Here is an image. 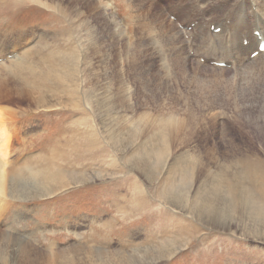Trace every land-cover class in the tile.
I'll list each match as a JSON object with an SVG mask.
<instances>
[{"label":"rangeland","instance_id":"374dc122","mask_svg":"<svg viewBox=\"0 0 264 264\" xmlns=\"http://www.w3.org/2000/svg\"><path fill=\"white\" fill-rule=\"evenodd\" d=\"M152 1L0 0V114L12 120L10 127L6 125L9 131L0 123V137L10 140L2 143L8 154L0 156V166L21 180L29 179V171L52 180L58 173L87 179L68 182L51 197L21 201L0 196V233L26 239L42 253L78 245L145 251L167 242L176 250L160 264H264L262 73L245 74L237 88L222 81L181 85L174 96L187 101L188 112L187 106L174 111L187 125L173 149L159 133H144V147L130 145L133 132H127V126L118 133L109 128L116 125L115 111L107 118L97 112L99 95L113 99L133 72L143 73L150 65L159 68L157 30L148 36L137 30L141 24H158L153 19L156 8L149 6ZM239 1L171 0L189 6L197 23L221 16L217 9L224 3ZM119 28L131 50L142 41L136 59L141 67L135 71L130 69L124 39L117 37ZM67 54L75 55L81 69L68 81L65 76L75 64ZM21 56L31 64L29 71L11 69L10 63ZM140 81L141 75L132 88L136 117L150 109L167 119L170 111L163 98L159 93L151 96L150 90L144 96ZM213 105L215 110L207 116L204 109ZM127 115L136 120L134 114ZM5 257L16 259L9 253Z\"/></svg>","mask_w":264,"mask_h":264},{"label":"bare ground","instance_id":"6f19581e","mask_svg":"<svg viewBox=\"0 0 264 264\" xmlns=\"http://www.w3.org/2000/svg\"><path fill=\"white\" fill-rule=\"evenodd\" d=\"M158 1H160V3L156 2L155 0L152 1L151 4L149 5L151 8H156L155 12H157V18H153V19L155 20L157 19L158 24L155 27L153 26L155 23L152 24L149 22L148 24H141L137 30L140 31L141 33L144 34L146 33V36H148L150 33H153L155 29L157 30L156 36L160 41L157 42L158 54H159L158 59L160 62L159 68L154 70L153 65H150L148 70L146 71L143 70V73L142 71H139L136 75H134L133 72L131 78L129 77L130 78L129 84L123 81L127 85H124V87L117 86L120 95L117 94L112 99L111 98L112 96L110 95L107 96V94L102 93L101 94L102 96L99 95L100 96L99 100L96 98L95 103L97 105V109H99V111L97 110V112L101 114H103L104 112L106 118L107 116L110 117V114L113 115V112L115 111L114 113L116 116L114 118L116 120L115 122L116 125L110 126L109 124V128L113 130L112 133L113 132L118 133L119 130L125 126H127V129L125 128L127 132L129 130L133 132L132 139L129 140L130 145L144 147L145 145H147L146 144L147 138H142V135L144 133L147 134L159 133L161 136L163 134L162 141L165 140L168 147L170 149H173L176 145V140L179 137L178 135L185 130L187 125L186 122L187 120L185 119V117L180 118L179 115L176 116L174 111V109H177V106L178 108L181 107V110L185 111L183 106L185 107L187 106V111L185 114H187L188 112L189 106L187 101H183L182 97L180 96H179L180 98L174 96L175 92L179 91V87L181 85H183V87L189 88L190 85H195V82H199V83L203 82L205 84L216 85L219 82L221 83L222 81L223 83L227 82L232 86L236 85L235 88H237L240 86V84L242 86L243 83L240 82H242V79H244L245 74L248 73L255 74L256 71H258V73H262L264 76V53H259L255 58L250 59V55L253 52L257 51L259 45V41L254 36V32H257L258 35L264 40V0H240L239 2L233 4L224 3L223 5L219 6V8L217 9V14L218 15L221 14V16L212 15L209 21L206 22L205 21L206 19L204 20L205 23L202 22L197 23L195 20L192 21L193 18L189 15V13H193V10H189V6L185 8V6H181L180 3L174 5L171 2V0H158ZM161 3H165L166 8H162ZM150 7L149 9L145 8L147 14L150 13L148 11L152 10L150 9ZM200 16H202L201 13ZM180 20H182L183 22H187V24H181ZM192 23H194L193 27L188 30V28L192 25ZM213 24L215 25L214 29L217 28L220 29V32L218 34H214L210 32V27L213 26ZM107 27H105V29ZM115 27L118 28L117 25ZM143 29L144 32H142ZM117 37L123 38L122 29H120V32L117 35ZM244 40L247 42L246 45L243 44ZM124 41H125L126 49L128 48L127 51H125V53L132 60L131 61L132 63L130 62L129 64L130 69H133V71H135L134 68H136L137 66L141 67L139 66V64L137 65L139 61L137 48L139 49V47L142 45L139 44L142 41L141 42L138 41V43L136 42L132 50L130 49L131 43L129 42V40L124 39ZM95 51L97 52V50ZM145 54L146 53H144L143 55ZM119 56L120 55H118V57ZM67 59H69L72 63L75 64L74 62L75 55L67 54ZM136 59L138 60L137 63H136ZM75 60L77 61V59ZM200 60L202 63L205 62L206 63L202 65ZM119 62L117 61L118 64ZM27 63H28L27 60L23 56H21L16 60H14L13 62H11L10 65L12 64L11 69H13L14 67V70H16V72L17 71L21 72L25 70L29 71L30 68H32V66L31 64H27ZM219 63H224L226 67L225 68L216 67L215 64H219ZM73 66L69 68L67 75L66 76L64 75L67 78V81L69 78L75 79L76 77L74 76L76 73L81 74L79 62L75 64L74 67ZM226 68H230V69H226ZM122 71L123 69L120 65L118 70L119 74H117L118 79H120L119 75L122 73ZM140 75H141V81L139 85H140V89L142 90L140 91V93H142L144 96L146 95L148 90H150V93L149 92L148 93L151 96H153L156 93H159V96L163 98V102L165 103V106L166 105L168 106L167 110L170 111L169 112L170 115L169 116L167 115L168 116L167 119L154 116V112H151L149 108H148L149 111H144L139 116L136 117V109L138 104L135 103V101H133L134 100L133 96L136 90L133 91L132 88L135 87L136 85L135 83L137 80H139ZM142 75H144V77ZM123 82L121 83L123 84ZM150 84H152L153 89L150 88ZM104 86L105 85H103V87ZM106 93H108V90H106ZM111 101H113L114 103L112 104L110 109L109 103ZM143 103L144 104L142 105L144 107L146 101ZM106 106H108V108H106ZM215 108H216L215 105L206 106V109L204 110L208 111L207 116L208 113L210 111L215 110ZM178 111H180V109ZM206 111L204 112L206 113ZM127 113L134 114L136 120H133L132 117L128 118ZM0 116L4 119L0 121V123L3 124L1 128L3 127L5 131H9L7 130L8 127L6 128V125L9 124L8 122L10 121H11L10 124L12 123V120L9 119L11 117L4 118L3 115L1 114ZM1 117L0 119H2ZM183 128L184 130H182ZM0 135H2V132L0 133ZM118 135L119 134H117V136ZM5 140L7 141V137H3V136L0 137L1 158H5L8 154L7 153L8 150H6L8 148H6V145L2 146V143ZM8 142H10V140L7 141V145L9 144ZM1 161L2 159H0V162ZM11 171L12 170H8L5 167L0 166L1 198L2 197L6 198V196H8V198L11 197L14 198L15 200L18 199L21 201L23 200L26 201V200H35L44 197H51L60 188H62L63 185H65L68 182L69 183L73 182V184L74 183L77 184L87 180V179L85 180L83 176H79L80 177L79 178L78 175L77 176L74 175L72 177L67 176L68 177L67 178L66 176H63L62 174L59 173L57 175L58 177L52 180V178H50L49 176L44 177L43 175L40 174V172L37 171L35 172L29 171V173L27 174L29 175V179L21 180V178L15 175V173L11 174ZM156 174H157L156 180H159V177L161 175L160 169H157ZM186 200L187 201L185 205L188 204L187 203L188 199ZM0 206L2 205L0 204ZM0 238H2V240L4 241L3 243L0 244V264H69L70 262L71 264H160V262L163 261L164 259L171 257V255H173L175 252L174 250H176V249L173 250L172 244L170 243L167 244V242L166 243L164 242L161 244V246H157L152 249H147L145 251H139V250L138 251L135 250L134 251H127V250L104 251L99 249L95 250L91 248H85L78 245V246L70 247L68 249H63V250L57 249L54 251L49 250L46 253L44 252L42 253L31 247V245L27 243L28 241L26 239L23 240V238H17L5 232L0 233ZM5 250H8V252L6 253L15 255L16 259H2V258H6ZM83 254H85L86 257L77 258L78 255H83ZM69 256H71L70 260L63 259Z\"/></svg>","mask_w":264,"mask_h":264}]
</instances>
